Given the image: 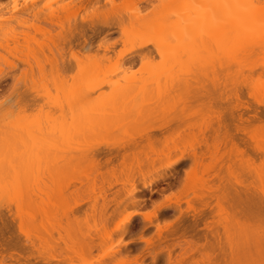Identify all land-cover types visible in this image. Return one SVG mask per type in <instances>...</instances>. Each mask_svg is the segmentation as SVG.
I'll use <instances>...</instances> for the list:
<instances>
[{
	"label": "rangeland",
	"instance_id": "1",
	"mask_svg": "<svg viewBox=\"0 0 264 264\" xmlns=\"http://www.w3.org/2000/svg\"><path fill=\"white\" fill-rule=\"evenodd\" d=\"M0 1L3 3L0 5V18L2 19H0V160L4 162L1 168L3 173H0V178L2 179L5 177H2V175H6L7 179L9 178L7 182L0 181V183L3 186L2 189H6V194L10 190L11 192L14 191V193H17L16 196L13 195L14 198L13 196L11 197L13 192H9L11 194L4 197V191L3 195L0 194L2 196V199L0 198V203L3 201V208L1 210L7 211L10 209L7 208V206H11V211L14 213V217L10 220L11 234L19 239V244L23 243L26 245L27 242L32 244L30 248L24 247L18 249V252L22 255H27L28 253V255L31 254L32 256L41 259L51 257L60 258L62 256H66L71 258L72 262L70 264H79L82 258H86L90 262L95 261V264H130V262L132 264V261L129 259L125 261L127 257L124 258V255L120 256V252H118L115 257L108 258L106 262L103 261V257L106 256L112 249L115 251L117 249L118 251L122 249V242L125 243L130 240H134L131 242L132 245L135 244L142 247L145 245L144 241L139 240V237L141 236L140 229L142 216L136 217V224L133 229L134 235L132 234L131 236L132 239L127 235L122 237V234H120L119 231H116L118 228V222L124 219L130 211L134 210L133 206L122 207L121 210L113 216L111 222L108 226H106V228L102 227L101 221L97 217L86 216L82 211L74 210L73 212L68 213L69 206L77 202V195L80 192L87 191L89 187L85 182L86 180H83L82 183L75 182L69 187L70 189H68V191L64 190L65 193H63V186L61 185L63 183H60L63 181L61 180L63 178H60V176H62L60 175V168L63 164V156L66 155L65 157H70L78 154L74 151H68L67 153L65 150L64 152L62 151L63 148H66V146L69 148L72 146L74 147L75 143L77 145L80 139L82 142L84 141L82 137H79L80 135L77 136L78 134H74L77 128L74 127L76 126V121L73 120L77 117L78 108L81 106L78 104L81 103L80 101L82 99V95L87 96L88 94V98L92 100V103H89L88 101L86 102V104L89 103L88 105L91 104L90 107L83 106V108L85 107V109H91L99 114L106 113L113 116L111 119L113 120L112 122H114V125H112L113 128L112 126L109 128L111 130L107 129L108 131H103L99 129L100 131H95L96 133L93 131V134L85 133L86 137L88 135L89 139L91 138L89 135H91V139H94V141L101 140L109 143L117 142L125 144L128 140L140 141V136L144 133V131H153L163 125L166 126L164 129V136H171V134H174V132L178 129L184 128V132L178 140L179 149L174 152L171 151L169 154L165 151L166 154L159 157V159L157 157L158 160L156 161V165L152 167L149 166L143 172L139 173L136 180L137 186L140 187L142 186L140 183L144 177L147 181L158 178L161 168L167 163V161L182 153H185L186 155L192 153L193 150L190 148V144L194 139H192L193 136L197 137L198 140L203 139L200 135V129L203 130L205 127V125L203 126V121L206 120V107L203 102L204 99L207 101V97L204 98L203 96H206L209 91L207 90L208 86L205 87L203 86L204 84L209 85L208 88L211 91H209L211 96L214 95V97H219V93L232 96L233 93L231 89L233 87V82L236 76H238L237 74H240V72V75H242V77H246L247 79L253 78L251 75L252 73L255 74V79L260 78L262 75L261 67H264V41H262L259 37L260 24H258L259 27L255 26H258L256 23H260L261 20L250 23L252 27H250L249 23H245V21L243 23V20L238 22H241L239 25H236L237 20H235L236 23L232 21L234 24L226 23L224 27L221 25L223 29L227 27L225 32L220 27V31H218L219 29H215L218 28L217 26L215 27V23H213L214 25L209 24L211 27H215L212 29L209 25L208 26L210 28H208L205 24L204 26L207 28L199 26L201 22H196L198 25L197 27L195 26L196 24H194L195 27L190 26L192 20L202 19V17L199 16L202 15L204 12L203 10L208 8V6L204 7L202 10L203 12L201 10H199L200 12L196 11V9H194V11V6L193 8H185L186 10H191L190 12L185 13L186 10L184 8L182 9L186 3L185 0H177L178 2L176 0H146L139 3L137 0H132L128 6L121 5L123 0H115V2H120V7L116 8L117 10L113 9L114 7L112 5L110 6L111 3L107 0H99L101 4L99 6H95L96 0H92V4L89 3L91 0H87L88 3L84 0L86 2L83 1V4L85 3L87 6H81L80 4H82V2L77 0H74V2L70 0L71 3L69 0H35L34 2L28 0L29 3L36 4L50 2L51 5L55 6L54 10L52 9L54 11V18H51V16L50 18L52 20L54 19V22L58 23H51L48 21L49 19H47L49 18L48 15H50L51 9H47L43 12L26 11L23 7H14L15 5L22 6L25 0ZM152 3L158 5L159 8L158 14L150 17L151 20H154V25L151 27L148 26L151 29H148L147 27L146 29H140V31L138 30V32L135 31L134 33H130L127 36V39L124 38L119 41L114 47L115 53L111 52L113 60H104L97 63L93 59L89 60L90 58L86 55L87 52H78L80 60L75 61L70 59L71 50L67 46L65 47V60H68L65 61V63L68 65L69 68L67 67V69L69 71H60L66 76L68 74L69 77L53 78L50 75L51 64L56 63V60H58V63L60 62L63 64V61L60 59L61 56L57 51L61 45V43L58 42L57 35V33L61 30V26L57 24H59V20H61V22H66L63 20L65 15H72L75 10V17L73 15L70 17L72 26H75L76 21L77 23L78 21H82V16H87L88 18L93 16L95 18L96 14L102 17L104 14L112 15L111 13L115 14L116 12H122L121 14H126L124 15L125 17H127V14L128 16L129 14L131 16L133 13L148 17L149 10H151L154 6ZM193 3H196V5L198 4L196 1ZM63 5L65 6L63 7ZM61 10L65 14L62 13ZM65 10L70 12H67L66 14ZM35 13L38 14L40 17L39 19L34 17V15H37ZM47 13L49 14L47 15ZM205 15L206 14L204 13L202 16ZM45 16L47 21L44 20ZM17 19H23L24 23L20 24ZM88 22L84 23H87V25L90 23L87 28H91V22ZM29 23L39 25L40 27H37L44 30L48 28L47 30L52 31V35L50 36L44 33V30H37L34 28L31 29L32 27L30 28L28 26ZM254 23L255 25H253ZM79 24L81 23L79 22ZM188 24H190L189 26L191 28H195L194 33L190 32L193 30L189 29L190 27ZM68 25L67 21V26ZM232 25L234 27H232ZM241 25H245L243 28L245 30L247 27L248 29L252 28L250 34L248 32L245 34V30H241ZM11 26L15 28V30L9 29ZM153 26L154 28H152ZM228 27H231V29ZM105 28L106 29L103 28V35L100 34L101 32H98L99 36H96L93 40V46H97L100 43L99 41H102L103 43H110L121 36L119 28H114L111 32H109V28ZM165 28L167 31L170 29L169 32H171V34L169 32L164 33L163 30ZM187 28L189 30H187ZM88 31H90L88 33L91 34V30ZM176 31L179 35L185 31V35H180V39V36L177 37L179 40L177 38H173L171 35H173ZM209 31H213L215 33L218 31V35L220 37L222 36V39L219 38L220 41L224 40L223 44H220L221 52L222 50H226L230 53V57H234V55L235 57L239 56V59L233 58L234 60H237L236 62L231 61L232 59L228 60V57H224L223 60L220 58L223 61L222 62L220 60L222 64H225L226 67H228L227 69L225 68L226 72L225 70L221 71L217 68L220 63L217 56L220 55L221 52H218L216 48L217 45L215 44V37H217V35H214L213 33V36H215L213 37ZM208 32L209 35L211 34L210 37L215 39H213L214 43L210 46L212 50V53L210 52L211 55H209L208 50L201 43L202 39H211L207 37L209 36L208 34H204ZM219 32H223L225 34ZM237 32L238 34H241L238 35ZM163 34H166L168 38L166 37L167 39H164L165 36L163 37ZM190 34H193L194 37L191 36V38L188 36ZM220 34H223L224 36ZM236 35H238V39H236ZM200 37L203 38L201 39ZM51 38L52 41H50ZM172 38L173 40H176L172 41ZM168 40H171L172 43ZM204 40L202 41L205 43L206 41ZM248 40L253 42L251 43V41ZM54 41L57 45L59 44L58 47L57 45L53 46L52 43ZM166 41L167 43H165ZM254 41L256 43H254ZM72 42L75 44L78 41L75 39ZM169 42L171 44H169ZM247 43L248 45H246ZM49 46H51L52 52L49 50ZM215 51L218 53L217 56ZM102 52L103 51H100V53ZM128 52L134 54V56L138 59L131 68H127V66L130 65L128 60L123 62L119 61V56ZM176 53L178 54L177 62H175L174 58V54ZM151 54L153 55L151 56ZM141 56H146L148 58L147 61L142 62ZM98 57H96L97 61H99ZM216 60L218 64H216ZM238 61L243 63L240 64ZM78 65L90 68L91 71L89 70V72L94 74L96 77L92 79L71 78V74L77 72L76 70ZM39 66L45 67L44 69L47 74L46 77H42L40 75ZM120 66L123 68H120ZM206 66L207 70L210 68L207 72L210 77H206L205 75L202 76L204 79H201L202 77H200L201 75L199 72L201 73V70L206 68ZM215 67L218 69V72L217 69L214 70ZM236 70H240V72H237ZM197 71L199 72L197 73ZM112 72L115 74L111 75L110 80L107 79L106 81L103 79L104 74ZM197 74H199L200 78ZM214 74L217 76V79L214 78ZM232 74L234 75V78L231 77L233 76ZM97 75H99V77ZM193 75L194 77L197 76L195 78L199 82L195 81ZM218 77L220 80L223 79L226 83L222 87H214L215 84L213 80L216 79L215 81L217 82V80H219ZM179 81H181V83ZM200 81L203 82L200 83ZM128 83L130 85L133 84V87L136 89V95H138L135 96V100L129 105L125 104L126 106L116 105V107H112L110 105L111 102L108 103V99L117 94V91L120 88L119 85L124 84V86H128ZM165 83L167 85L169 83L170 84L165 87ZM174 83L177 85L180 83V86H174ZM136 86H138L137 88H143L144 86V88L137 91ZM158 86L163 87H160L162 88L160 89L157 88ZM155 89L157 92H155ZM79 90L82 92L85 91V93L82 94ZM242 91L245 93V98L249 100L247 89H243ZM202 97L204 99H202ZM216 101L213 102V107L215 108L214 111L221 108V106H218L219 101L218 103H216ZM213 115L215 116L216 112H213ZM214 120L216 122L217 119L214 117ZM192 124H195V127L188 128V125ZM155 130L153 133L159 134L158 132H155ZM211 131L209 134H212V132L215 134L214 131ZM260 132L262 133V131ZM262 135L264 134L262 133ZM164 136L162 137L161 135L162 138H164ZM75 138H78L79 140H75ZM249 140L252 142L251 139ZM201 142H203V140ZM197 147L196 151H198V153L199 151L204 152L207 149V147L203 145L201 147ZM69 148L67 149L69 150ZM62 152L64 154H62ZM249 154L253 157H251L253 160L255 159L253 165L251 166V161L238 163L234 166V173L229 177L230 184L240 191L242 198L239 201H236L234 206L229 207L221 214L219 222L216 223L214 229L216 237L212 236L211 231H207L208 238H210V240H216L217 249L215 252L222 259V264H264V222H251V171L262 170L261 165L264 164V159L262 158L264 157L263 154H260L259 156L254 154V151L249 152ZM26 155L31 156L29 159L27 157L28 162L32 160L34 161V164L32 162L33 165L30 167L32 168V171L31 169H26L29 165L28 163H25L26 158H23V156ZM47 156L50 158V161H52L51 165L48 166L49 171L51 170V172L48 173L46 166ZM18 157H22L25 161H22L21 159L20 161H22V163H20ZM207 159L205 158L207 161L206 163L211 161L209 160V157H207ZM187 160L188 161H186L183 166L184 170L189 168L190 163H192L190 158ZM23 163L27 167L24 166ZM216 168H218V166ZM68 170H70V172L65 175H73L75 173L78 174L80 171L87 170V167H81L73 164L71 169H67V171ZM184 170L181 172V176H184L185 174V176L182 177L183 179L186 177ZM217 171L218 169H216L215 172ZM50 173H52V175L54 174L53 178ZM117 177L124 181L126 178L125 172H117ZM32 178L35 180H33L34 182L32 181L33 184L31 183ZM204 178L205 173L199 171L197 176L186 184V189L184 188V190L192 197L195 193L200 192L204 188ZM2 182L5 184V188ZM6 184L7 188L8 186L10 187L8 188V191ZM32 185L35 186L32 188L34 191L31 190ZM163 186L164 185H160L158 188L161 189ZM179 186L181 187L180 184H177L173 186L172 189H167L166 192L164 191V193L177 191ZM116 187L118 188L120 185ZM116 187L115 189H117ZM39 190L44 191V193H51L50 197L52 202L49 203L47 196H44L45 194L41 193V191L39 192ZM77 191L79 192L78 194ZM20 192H25V194L23 195V193L21 194ZM35 192L39 193L37 194ZM39 194L42 196V199ZM30 195L35 199V201L37 200L38 203L41 200H44L43 203L40 202L41 205L39 203L40 207L38 210H36L35 205V209L33 208V205L31 206ZM138 195L140 194L138 193ZM8 196H10L11 199L13 198V201L8 198ZM153 198L158 201H166L164 196L157 193L153 195ZM175 200V196H172V201ZM4 201H7L8 204L6 205L7 202L5 203ZM18 204H20V207ZM88 206L89 204L85 202L82 209H85ZM186 206V202H183V207L186 208ZM148 208H150V206H148ZM148 208H142L141 210L145 211L148 210ZM66 209L67 214H65ZM170 211L167 215L168 217L162 218L163 220H161V224L162 222L165 224L166 220L168 222L170 217H173L175 211ZM216 219H218V217ZM200 227L203 228L204 223H201ZM153 229L154 226L149 227L144 232L145 235L151 234ZM204 231L205 230L202 229L201 233ZM25 233L28 235L26 236ZM91 237H95L94 241L97 243V247L90 251L84 246V244H82V242H86ZM171 241L174 242V240ZM171 241H169L168 244H163L165 250L161 252L159 256L161 264H165L166 262V248L172 243ZM172 250V253H174V255L172 254L173 257L180 253L179 248H173ZM150 259V256H148L147 260L150 261ZM203 260L204 256L197 253L181 264H204ZM53 264H57V262H53Z\"/></svg>",
	"mask_w": 264,
	"mask_h": 264
},
{
	"label": "bare ground",
	"instance_id": "2",
	"mask_svg": "<svg viewBox=\"0 0 264 264\" xmlns=\"http://www.w3.org/2000/svg\"><path fill=\"white\" fill-rule=\"evenodd\" d=\"M30 1L34 2L35 0H30ZM77 1H81L83 4L84 0H77ZM77 1H75V2H77ZM86 1H84V2H86ZM107 1L111 3L110 6L112 5L114 7L113 9L120 7L119 1L118 2L116 1L117 3L115 2V0H107ZM137 1L139 3L142 1H146V0H137ZM185 1H186V3L182 7V9L183 8L184 9L185 8H193V6H194L195 8H193V10L196 9V11H199V10L202 11L204 9V7L208 6V8L203 10L204 12L202 11L203 12L202 15L204 13L206 15L205 16L200 15L199 17H202V19L192 20V22H194V23H192L189 20L191 22V25L188 24V26L189 25L194 26V24H196L195 26L197 27L198 25L196 22H201V24L199 26L206 27V26H204V24H205V25H207L208 28H210L211 25H214L213 23H215L216 24L215 27L217 26L218 28H215L213 26V27H211V29L212 28L219 29L218 31L221 30L220 28L223 29V27H224V25H226V23L227 24L228 23L231 24L233 22L236 23L235 20H237L236 25H239L241 22L240 23H238V22L243 20V23L245 21V23H249L250 27H252L250 23L261 20V13H264V0H262V1L261 0H185ZM194 1L198 2V4H197L198 6L196 5V3H193ZM69 2H70V0H69ZM72 2H74V0H72ZM91 2H92V0L89 3H91ZM131 2H132V0H123L121 5L122 6L123 5L128 6V5H130ZM87 3H88V1H87ZM2 4L3 3L1 2L0 5H2ZM47 4L51 5L50 2H48ZM82 4H80V5L81 6H84V5L87 6L85 3L83 5ZM99 5H101L100 1L96 0L95 6H99ZM152 5H154V6L151 10H149V12H148L149 16L148 17L143 16V15H138L136 13L131 14V16H130V14H129V16L127 14V17H125L124 15H126V14L124 13V15H123V14H121L122 12L121 13L116 12L115 14L111 13L112 15H108V14L105 15L104 14V16L102 15V17L100 15L96 14L95 18L93 16L89 17V18L87 16L86 17L82 16V19H81L82 21H78V23L76 20H74V21H76L75 26L74 25L72 26V24L70 22V19H71L70 17L72 15L75 17V15H76V13L74 14L75 10L73 11L72 15H68L67 12H70V11L65 10L67 15H65L63 20H65L66 22H64V21L61 22V20L56 18L60 21L59 24H57V25L61 26V30L57 33L58 42H60L61 45L59 47V50H57L58 48L56 50L60 54V56H61L60 59L63 61V64H61L60 62L58 63V60L55 59L56 63L51 64L50 75L53 78H60V77H67L68 76V74L66 76V75L62 74L60 71V70H68L67 69L68 65H66V63H65V61L68 60V59L65 60V49H66L65 47H67V46L71 50L70 59H73L75 61L80 60L78 52H82V53L87 52L86 55H87V57L90 58L89 60L93 59L97 63L104 61V60H107V61L113 60V56L111 55V52L115 53L114 47L117 45V43L119 41L123 40L124 38L127 39V36L130 33H134L135 31L138 32V30L140 31V29H146L148 26L151 27L152 25H154V23H153L154 20H151L150 17L157 15L159 12V8H158V5H155L153 3H152ZM225 5H227L229 7H225ZM237 5H239L240 7H237ZM246 5H254L255 7H251V8L250 7H244ZM64 6L65 5H63V7ZM1 8H2V6H1ZM190 11L186 10L185 13H188ZM182 12H184V11H182ZM62 13H64V12L62 11ZM207 13L214 14V15H209ZM35 14H37V13H35ZM48 14L49 13H47V15ZM46 16H45V19L43 17L44 20L47 21V19H49L48 21L51 23H58V22H54V19L53 20L51 19V18H54V11L52 9L50 11V15H48L49 18L46 19ZM50 16H51V18H50ZM34 17H36L37 19L40 18L38 16V14L34 15ZM23 19H17V21L20 24H23L24 23ZM67 21L69 24L68 26H67ZM88 21L91 22V25H90L91 28H87L88 25L90 24ZM79 22L81 24H79ZM84 22H88L89 24L87 25V23L85 24ZM187 22H188V20H187ZM202 23H203V26H202ZM209 24H211V25H209ZM258 24H260V23L257 22L256 25H258ZM221 25H223V27H221ZM245 25L248 26L247 24H245ZM253 25H255V23ZM28 26L30 28L32 27L31 29L34 28L37 30L38 29L44 30V29L38 28L40 26L35 25L34 23H31V24L29 23ZM229 26H231V25H229ZM241 26H240V28H241ZM244 26H242L241 30L244 28ZM102 27L104 29H106L105 27L109 28L110 29V31L108 30L109 32L113 31L114 28L115 29L119 28L120 29L119 31L121 32V36L118 39H115L110 43L109 42L103 43L102 41H99L100 43L97 46L94 45L95 46L94 47L93 46V40L95 39L96 36H99L100 32H101L100 34L103 33L104 29ZM150 27H148V29ZM194 27L189 28V29L193 30V31H190L191 33H194V31H195ZM232 27H234V26L232 25ZM255 27H259V25L255 26ZM44 28H47V27H44ZM152 28H154V26ZM226 28H224L225 30L223 29V31L226 32ZM9 29L15 30V28H13L12 26ZM47 29L44 30V33L51 36L52 31L47 30ZM165 29L163 30L164 33L170 31V29H168V31H167V29L165 31ZM189 29L187 28V30H189ZM229 29H231V27ZM247 29H248V27H247ZM88 30H91V34L88 33V32H90ZM243 30H245V29H243ZM218 31H217V33L213 32V31H209V32L212 34V36H213V33H214V35H217V37L213 36V37H215L216 40L214 38L213 39L215 40V44L217 45V47L216 46L215 47L217 48L218 52H221L220 46L223 44L224 40L220 41V39H222V36L220 37L218 35ZM209 32L204 33V34L209 35ZM246 32H248L250 34L251 31L245 30V34H246ZM169 33L171 34V32H169ZM219 33H223V32H219ZM166 34H163V37L165 36L164 39L168 38V36H167L168 34L167 35ZM211 34L209 36H207V35L206 36L211 38L210 37ZM223 34H225V33H223ZM223 34H220V35H223ZM237 34H238V32H237ZM239 34H241V33H239ZM180 35L184 36L185 31H183ZM180 35L176 31L171 36H173V38H177ZM238 35H236L237 36L236 39L239 38ZM188 36L194 37L193 34L192 35L190 34ZM240 36H242V35H240ZM173 38L171 39L172 41L176 40V39L173 40ZM180 38H181V36L179 37V39ZM75 39L78 42L73 44L72 41ZM213 39L212 38L210 40L202 39V40L206 41L205 43L201 40V43L203 44V46L206 47V49L208 50L209 55H211L210 52L212 50H211L210 46H212L211 44L214 43ZM171 40H168V41H171ZM50 41H52V38L50 39ZM172 41H171V43H172ZM248 41H251V40H248ZM252 42L253 41H251V43ZM165 43H167V41ZM171 43L169 42V44H171ZM254 43H256V42L254 41ZM52 44H53V46L57 45V43L55 41ZM175 44H174V46H175ZM58 45H57V47H58ZM246 45H248V43ZM225 47H226V45H225ZM224 49H226V48H224ZM49 50L52 52L51 46H49ZM207 50H206V52H207ZM100 51H103L104 53L102 52L103 53L102 54V53H100ZM215 53H216V51H215ZM233 53H234V50H233ZM99 55H101V56L98 57ZM152 55L153 54H151V56ZM217 55H218V53H216V56ZM263 55H262V57H263ZM216 56H215V59H216ZM219 56H221V54L217 56V58L220 61L221 57H219ZM96 57H98L99 61L96 60ZM174 58H175V62H177V59H178L177 53L174 54ZM233 58L239 59V56L235 57V55H234V57L232 56L228 60L232 59L231 61L236 62L237 60H234ZM100 59H102V60H100ZM147 59L148 58L146 56H141L142 62L147 61ZM127 60L130 62V65L127 66V68H131L132 65H134L138 59L131 52L123 53L119 56L120 62L127 61ZM217 60H216V64H218ZM222 60H223V58H222ZM221 61L218 64L217 68L222 71V70H225V68L227 69L228 67H226L225 64H224L225 65L224 66L222 64L223 61L222 62ZM241 61H238V62H240V64H242L243 62H241ZM207 66H208V64H207ZM207 66H206V68L201 70V73L199 71H197V73L199 72V74L201 75L200 77L205 76V75H206V77L207 76L210 77L209 73L207 74V72L210 68H208V70H207ZM71 67H72V65H71ZM203 67H204V65H203ZM39 68H40V70H39L40 75L42 77H46L47 74H46V71L44 69L45 67L39 66ZM120 68H123V67L120 66ZM217 68L215 67L214 70H216ZM218 69H217V72H218ZM238 69H240V68H238ZM89 70L91 71V69L88 67H85V66L81 67L80 65H78L77 70H76L77 72H75L74 74H71V78H73V79L74 78L75 79H77V78H80V79L95 78L96 76L94 74H92L91 72H89ZM240 70L237 72H240ZM195 72H193V73H195ZM225 72H226V70H225ZM237 72H235V73H237ZM229 73H228V75H229ZM231 73H233V72H231ZM112 74H115V73L112 72L109 74H104L103 79L106 81H107V79L110 80V77ZM199 74H197L198 77H199ZM240 74H241V72H240ZM240 74H237V75H240ZM194 75H193V77H194ZM228 75H226V76H228ZM97 76L99 77V75H97ZM195 77H197V76H195ZM216 77L217 76L215 75L214 78H216ZM231 77L234 78V75ZM112 78H113V76H112ZM103 79H102V81H103ZM201 79H204V78L202 77ZM207 79H209V78H207ZM216 79L213 80V82L215 84V85L213 84L214 87L215 86L222 87L224 84H226L223 81V79L220 80V78H219L220 81L217 80V82L215 81ZM225 79H226V77H225ZM230 79H232V78H230ZM192 80H194V79H192ZM195 81H198V80H196V78H195ZM173 82H174V80H173ZM179 82L181 83V81H179ZM182 82H183V80H182ZM191 82H193V81H191ZM202 82L200 81V83H202ZM208 82H210V81H208ZM180 83H178V85L174 83V86L177 85V87H178V86H180L179 85ZM194 83H196V82H194ZM169 84L167 85L165 83L164 85L166 87V86H169ZM119 86H120V88L117 91V94L115 96L110 97L108 99L109 102L107 101L108 103L111 102L110 105L112 107L113 106L116 107V105H120V106H124L125 104L129 105L135 100V96L138 95V94L136 95V89H135V87H133V84L132 85L129 84L128 86L127 85L124 86V84H122ZM163 86H158L157 88H160ZM203 86L209 87L208 84H204ZM137 87L138 86H136V88ZM208 87H207V90L210 91V89ZM255 87H256V90L259 91V88H260L259 79H256V86ZM143 88H144V86H143ZM143 88L139 87V88H137V91H140V89L142 90ZM160 89H162V88H160ZM79 91H81V90H79ZM209 91L207 92L208 94L206 96H203L204 98L207 97L206 98L207 101H205V99L202 97V99H204L203 104L206 107V118H205L206 120H204L205 122L203 121V126L205 125V127L203 130L200 129V135L203 139L198 140L197 137L193 136L192 139L193 138L194 139L192 140V143L190 144V148H192V150H193L192 153H190L191 155L190 154L186 155L185 153H182V154L176 156L175 158L167 161V163L164 164V166L161 168L160 175L158 176V178L151 180V181H147V180H145V177H144V179L140 183L142 185L140 187L137 186V180H136V178L139 176V173L143 172L149 166L152 167V166L156 165V161L159 159V157L163 156L164 154H166V153L169 154V152L171 153V151L172 152L177 151L179 149V143H178L179 141L178 140L180 139L182 133L184 132L183 131L184 128L178 129L177 131L174 132V134L172 133L171 136H167V135L164 136L165 135L164 129L166 128V126L163 125V126H160L159 128H156V130L154 129L155 132H158L159 134L153 133L154 130L153 131L152 130L144 131V133L140 136L141 137L140 141L128 140L125 142V144H121V143H117V142L109 143L107 141H101V140H95L94 141V139H91L92 138L91 135H89L91 137L89 139L88 135L86 137L85 133L90 134L93 131L94 132L100 131L99 129L106 131L112 125H114L113 124L114 122H112L113 120L111 119L113 116H110V114H106V113L105 114L104 113L99 114V113H96L95 111H92L91 109H85V107L83 108V106L90 107L91 104L90 105H88V104L92 103V100L90 98H88L89 97L88 94H87V96L82 95L81 101L77 100V101H80L82 104L81 103L78 104L81 106L79 107L80 109L78 108L77 117L75 119H73L76 121V126H74V127L77 128V130H76L77 133L75 131H73V132H75L74 134H78L77 136L80 135L79 137H82V139L84 141L82 142L81 139H80L81 140L80 141L78 139L79 138L78 137V138H75V140L76 139L79 140L80 143L78 141L79 144L77 143V145H76V143H75L74 147L72 146L71 148H69L66 146V148L64 147L65 148L64 149L61 146L63 148L62 151H64V152H65V150L67 153H68V151H70V152L74 151V152H77L78 154L76 156L72 155L70 157H65L66 155L63 156L64 157L63 161H62L63 164L61 165V168H60L61 169L60 175H62V176H60V178H63V179H61L63 181L60 183H63V184H61L63 186V189H62L63 193H65L64 190L68 191V189H70L69 187L72 186L75 182L82 183L83 180H86L85 182L88 184L89 187H88L87 191H83L80 193L77 191V194L79 193L77 195V197H78L77 202L75 204L69 206L68 213H71L74 210L82 211L86 216L97 217L101 221L102 227L106 228V226H108L109 223L111 222L113 216L117 212H119L122 207L124 208L127 206H133L134 210L130 211L129 214L127 216H125L128 218V221H129L128 228L127 229H122V228L116 229V231H119L120 234H122V237L127 235L130 238H131L132 234L134 235L133 229H134L135 224H136V217L142 216L141 229H140L141 236L139 237L140 238L139 240L144 241L145 245L143 247L135 245V244L132 245L131 242L134 240H132V241L130 240V241L125 242V243L122 242L121 244L123 246V248H122L123 250L120 249L118 251V249H117L115 251L114 249H112L106 256L103 257L104 262H106L107 259L110 257H112V258L115 257L116 254L118 252H120L119 253V254H121L120 256L124 255V258L127 257L125 259V261H127V259H129L130 261H132V264L133 263H136V264H161L160 263L161 259L159 258V256H160V253L165 250V248L163 247L164 246L163 244H168L169 241L174 240V242L171 241L172 245L170 244L168 246L170 248H168V247L166 248L167 253H166V258H165V261H166L165 264H181L185 260L196 255L197 253L202 254L204 256V260H203L204 264H222L223 263L220 256H218L215 252L217 249L216 240L215 239L210 240V238H208L207 231L208 232L211 231L212 236L216 237L215 233H214V229H215L216 223L219 222V217L229 207L234 206L236 204V201H239L242 198L240 191L236 187L231 185L229 182L230 181L229 177L234 173V171H233L234 166L238 163L250 162V161H251V166H252L253 163L255 162V159L253 160L252 159L253 157L249 154V152H252V151H254V154H256L258 156L260 154H263V157H264V153H262V151H261V145L264 144V135H262V133L264 134V131H262L261 127H260L261 123L264 122V111H262L259 104H253L252 107H249V104H248L249 100H247L245 98V93L243 91L241 94H238V95H240V100L238 102H235V103L233 102L234 101V95L228 96L226 94L219 93V97H214L213 94H212L213 96H211V93H210L211 91L210 92ZM155 92H157L156 89H155ZM83 93H85V91L82 92V94ZM76 94H78V93H76ZM82 101H84L85 104ZM87 101L89 103L86 104ZM215 101H216V103H218V101H219L218 106H221V108L219 110L217 109L216 111H214L215 108L213 107V104H214L213 102H215ZM74 102H76V101H74ZM221 110H223L222 114H221ZM213 112H216L215 116L213 115ZM213 116L215 117V119H217L216 122H215ZM217 122H218V124H217ZM214 125H215V127H214ZM217 125H218V127H217ZM188 126H189L188 128H192V127H195V124L188 125ZM112 128H113V126H112ZM109 130H111V129H109ZM211 130L214 131L215 134H213V132ZM210 131L212 132L213 135L209 134ZM260 131H262V133ZM62 134H63V132H62ZM161 135H162V137L164 136V138H162ZM249 139H251L252 142ZM202 140H203V142H201ZM202 145L206 146L207 149L206 150L202 149L205 151L204 152L199 151V153H198V151H196V149L198 148L197 146L201 147ZM67 148H69V150ZM165 151H166V153H165ZM62 154H64V153L62 152ZM27 157L29 159V157L31 158V156H28V155L23 156V158H26L25 163L29 164L28 168H26V169H31V171H32V168H30V167L34 164V161L29 160L30 162H28ZM157 157H158V159H157ZM207 157H209V160H211L208 163H206L207 161L205 160V158L207 159ZM33 158H34V156H33ZM189 158H190L192 163H190L189 168L184 170L183 166H184L185 162L188 161L187 159H189ZM21 159H22V157L19 158L18 160L20 161ZM262 159H264V158H262ZM25 160L22 159V161H25ZM22 161H20V163H22ZM32 162H33V164H32ZM46 162H47L46 166L48 169L47 170V173H48V172H51V170L49 171L48 166H50L51 162H52V161H50V158H48V156H47ZM3 163L4 162L0 160V171H1L0 173L1 174L3 173L2 169H1ZM73 164L79 165L81 167H87V170L80 171V172H78V174L75 173L73 175H65V174L70 172V170L67 171V169H71V166ZM23 165H24V163H23ZM24 166H26V165H24ZM217 166H218V168H216ZM215 168L218 169L217 172H215L216 171ZM183 170L186 173V177L184 179L182 177H184L185 174H184V176H181L182 175L181 172H183ZM224 170L226 173L224 172ZM119 171L125 172L126 178L124 181L117 177V172H119ZM199 171L205 173V178H204L205 185L203 186L204 188L200 192L195 193L191 197L189 195V193L184 190V188L186 189V184L188 182L192 181L194 179V177L197 176ZM30 172H28V173H30ZM50 174L52 175V173H50ZM53 175H52V178L54 177ZM3 176L6 177V175H2V177ZM5 177L2 179L0 178L1 179L0 181L7 182L9 178L7 179V177H6V180H5ZM82 178H84V179H82ZM33 180H34V178L31 179L32 184L35 181V180L34 181ZM177 184L181 185V187L179 186L177 191H173L171 193H164V191L166 192L167 189H172L173 186H175ZM119 185H120V187L117 188L116 186H119ZM160 185H164V186L166 185V186L165 187L163 186L161 189H159L158 187ZM33 186L34 185L31 186V190L34 191V189H32ZM115 187L117 189H115ZM2 188H3V186L1 184L0 185V194L3 195L4 191L6 194V189L3 190ZM4 188H5V184H4ZM6 188H7V184H6ZM8 188H10V187L8 186ZM8 188H7V191H8ZM40 191H41V193H44V191L39 190V192ZM9 192H11V190L8 191V193L6 195L4 194V197L11 194L12 192H13V194L11 195V197L13 195H15V196L17 195V193H14V191H12L11 193H9ZM25 192H27V191H25ZM25 192H20V193L21 194L23 193V195H24ZM35 193H37V192H35ZM138 193L140 195H138ZM155 193L164 196L166 201H158L157 199H154L153 195ZM37 194H35V195H37ZM44 194H45L44 196H47L48 202L51 203L52 202L51 197H50L51 193L49 194L48 192H46ZM1 195H0V198L2 197ZM172 196H175V198H176L175 201H172ZM11 197L8 196V198H10V199H11ZM40 197L42 199L41 195H40ZM8 198H6V199H8ZM13 198H14V196H13ZM22 200H24V199H22ZM26 200H28V199H26ZM100 200H101V202H100ZM2 202L0 203L1 204V206H0L1 207L0 208V264H53V262H57V264H70L72 262L71 258L70 257L68 258L66 256H62L60 258L51 257V258H42L41 259L38 257H34L31 254L28 255V253H27V255L26 254L25 255L20 254L18 252V249H21L24 247L30 248L32 246V244L29 242H27L26 245L23 243L19 244V239L17 237H14L13 234H11V231H10L11 230V225H10L11 222H10V220L14 217V213L11 211V206L10 207L7 206V208H10V209H8L7 211L5 210L6 212L1 210L3 208ZM4 202L6 203L7 201H4ZM30 202H31V206L33 205V208L36 206L35 208H36V210H38L40 205H41L40 202L43 203L44 200H41L39 202L40 203V205H39L37 200L35 201V199L31 196ZM85 202H87L89 204V206L85 209H82L83 208L82 206ZM183 202H186V204H187L186 208L183 207ZM5 203H3V204H5ZM7 204H8V202L6 203V205ZM189 205H190V207H189ZM18 206L20 207V204H18ZM148 206H150V208H148ZM142 208H144V209L148 208V210H145V211L141 210ZM170 210L175 211L173 214V217H172L173 219L170 217V220H168V222L166 220L165 224H163L164 222H162V224H161L160 222H161V220H163L162 218L168 217L167 215H168ZM65 214H67V209L65 210ZM217 217H218V219H216ZM119 222H118V224H119ZM251 222H257V223L264 222V171H262V170L261 171H258V170L251 171ZM201 223H204L203 228L200 227ZM153 226H154V229L151 231V234L145 235L144 232L149 227H153ZM202 229L205 230L203 233H201ZM94 238L95 237H91L86 242H82V244H84V246L90 251L93 248L97 247V243H95ZM173 248H175V249L179 248L180 249V251H179L180 253L178 255H175L176 257L175 256L173 257V255H174V253H172ZM123 251H125V252H123ZM148 256H150V258H151L150 261L147 260ZM125 261H123V262H125ZM125 263H127V262H125ZM130 264H131V262H130Z\"/></svg>",
	"mask_w": 264,
	"mask_h": 264
},
{
	"label": "snow or ice",
	"instance_id": "3",
	"mask_svg": "<svg viewBox=\"0 0 264 264\" xmlns=\"http://www.w3.org/2000/svg\"><path fill=\"white\" fill-rule=\"evenodd\" d=\"M14 7H23L26 11L30 10V11H39V12H43L47 9H53L54 7L53 5L47 4V3H40V4H36V3H29L28 0H25L24 4L21 5H15ZM225 7H229L227 5H225ZM237 7H240L239 5H237ZM244 7H255L254 5H246ZM246 31H252V29H246ZM259 37L262 41H264V13H261V22H260V32H259ZM224 57H229L230 58V53L226 50H222L221 52V58ZM261 73L262 75L259 78V83H260V88L259 91L256 90V79H255V74L252 73V79H247L246 77H242V75H238L234 82H233V87L231 89L233 95H234V103L238 102L240 100V95L242 93L243 89H247V95L249 97V107H252L253 104H259L262 111H264V67H261ZM223 110H221V114H222ZM261 130L264 131V122L261 123ZM261 151L262 153H264V144L261 145ZM261 169L262 171H264V164L261 165ZM190 207V205H189ZM129 226V221L128 218L125 217L123 220L120 221V223L117 225L118 228H122V229H127ZM23 231V229H22ZM25 235L27 236L28 234L25 233ZM79 264H95V261L90 262L89 260H87L86 258H82L79 262Z\"/></svg>",
	"mask_w": 264,
	"mask_h": 264
}]
</instances>
